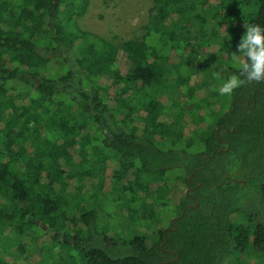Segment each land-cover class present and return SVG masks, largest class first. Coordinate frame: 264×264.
<instances>
[{
    "label": "trees",
    "instance_id": "16d2710c",
    "mask_svg": "<svg viewBox=\"0 0 264 264\" xmlns=\"http://www.w3.org/2000/svg\"><path fill=\"white\" fill-rule=\"evenodd\" d=\"M82 1L0 0L2 248L46 231L54 244L67 229L83 264H227L249 248L264 252V83L231 96L213 90L238 71L223 60L227 47L214 53L206 26L192 27L199 13L181 18L191 0H150L118 45L84 40ZM211 3L200 6L214 19L226 0ZM254 7L248 23L264 27V0ZM42 40L48 51L59 41V51L73 52L83 76L59 56L49 72ZM107 152L117 159L115 194L156 226L170 207L169 183L186 185L174 230L165 234L168 223L151 237L121 240L99 226L96 209L68 217L72 182L80 190L91 174L88 155L104 165Z\"/></svg>",
    "mask_w": 264,
    "mask_h": 264
},
{
    "label": "rangeland",
    "instance_id": "374dc122",
    "mask_svg": "<svg viewBox=\"0 0 264 264\" xmlns=\"http://www.w3.org/2000/svg\"><path fill=\"white\" fill-rule=\"evenodd\" d=\"M150 0H83V13L77 19L79 29L86 33L85 41L87 40H105L114 44H120L122 39H128L131 36L133 28L137 26L144 18L146 12L150 8ZM189 1V0H188ZM221 0H208L211 4ZM204 0L197 3V8L194 13L192 10V0L189 1L187 11L183 12L181 18L188 17L189 20L194 19V15L200 16V21L190 22L192 27H204L207 35V40L214 47V53H219L220 47L223 46L225 52H222L223 60L231 61V54L236 53L237 45L241 38L246 34L245 24L249 22L250 18L256 13L254 7V0H226L224 6L216 12L213 19V13L202 11ZM214 4V6H216ZM81 6V5H79ZM191 15V16H190ZM49 28L55 27L54 21L49 19ZM195 23V24H194ZM188 25V23H186ZM49 32V31H48ZM232 49L228 48L230 41ZM84 40L78 41L80 46ZM49 45L48 40H42L40 43V52L45 55L46 59H52L49 63V72L55 69V58L63 57L71 59L76 72L83 76V71L77 64L74 53L67 54L66 51H58L55 58L51 57L49 51L45 49ZM227 45V46H226ZM47 50V51H46ZM224 50V49H223ZM50 55V56H48ZM225 70V69H223ZM47 74V73H46ZM83 82V80H82ZM109 93L114 91L110 88L109 83H105V89ZM160 97V94H154ZM107 132V143L112 139L111 133ZM107 161L104 165L100 162L97 155H88V168L91 171L89 179H86L82 185V189L76 190L79 183L74 180L70 187L71 191L76 192L74 198L68 197L72 201L68 209L65 210L68 217L72 216L74 212L96 209L98 213V224L104 230H109L112 236L124 240L132 239L136 235L151 237L154 232L161 227H166L173 218V213L178 207L181 198L186 191V185L182 181H172L169 183L170 192L168 194L169 208L164 216V223L157 225L149 220L148 213L144 212L143 208H139L138 213L132 214V210L126 207L128 203L124 198L120 199L115 194L116 189L111 184V175L116 168L117 159L111 152H107ZM75 162L79 161L77 154H74ZM162 209V207L160 208ZM132 215V217H131ZM160 227V228H159ZM69 231L65 229L62 234V239L52 244L51 235L49 232L39 233L38 236L30 233V236H23L22 238L15 237L14 246L2 248L6 240L0 241V248L4 249L1 257L5 264H83V255L76 250L72 245L67 244L64 240ZM4 247V246H3ZM6 249V250H5ZM227 264H264V252H257L254 248L247 249L243 254H236L230 258Z\"/></svg>",
    "mask_w": 264,
    "mask_h": 264
},
{
    "label": "clouds",
    "instance_id": "9594fccd",
    "mask_svg": "<svg viewBox=\"0 0 264 264\" xmlns=\"http://www.w3.org/2000/svg\"><path fill=\"white\" fill-rule=\"evenodd\" d=\"M246 34L237 45L239 54L232 53V61L238 74L230 75L218 89L221 96H231L246 84L264 83V27L245 24Z\"/></svg>",
    "mask_w": 264,
    "mask_h": 264
},
{
    "label": "flooded vegetation",
    "instance_id": "af4514ba",
    "mask_svg": "<svg viewBox=\"0 0 264 264\" xmlns=\"http://www.w3.org/2000/svg\"><path fill=\"white\" fill-rule=\"evenodd\" d=\"M53 21V20H52ZM55 45H56V49L55 50H50L48 53H50V55H51V57H53V58H55V56L57 55V53H58V49H57V46H61L62 47V44L59 42V41H56V43H55ZM41 49V48H40ZM40 49L38 50L39 51V53L40 54H42L41 52H40ZM47 51V50H46ZM63 51H66V50H63ZM185 193H188V190L186 189V191H185ZM188 207V206H187ZM189 207H191V206H189ZM185 210V209H184ZM179 218H172L171 220H170V222H169V226H167L166 228H165V234L168 232V231H171V230H174V227H175V221H177ZM165 263H167V262H165Z\"/></svg>",
    "mask_w": 264,
    "mask_h": 264
},
{
    "label": "water",
    "instance_id": "95a60500",
    "mask_svg": "<svg viewBox=\"0 0 264 264\" xmlns=\"http://www.w3.org/2000/svg\"><path fill=\"white\" fill-rule=\"evenodd\" d=\"M197 206H199V205H197ZM185 213H186V209L183 211V213H182V216H181V217H183V216L185 215Z\"/></svg>",
    "mask_w": 264,
    "mask_h": 264
}]
</instances>
